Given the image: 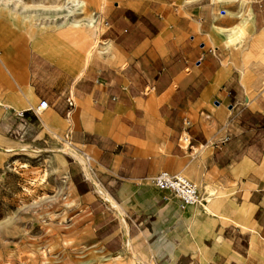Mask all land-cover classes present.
I'll return each mask as SVG.
<instances>
[{
	"label": "crops",
	"instance_id": "obj_1",
	"mask_svg": "<svg viewBox=\"0 0 264 264\" xmlns=\"http://www.w3.org/2000/svg\"><path fill=\"white\" fill-rule=\"evenodd\" d=\"M87 1L71 39L0 7V144L69 146L92 262L131 241L148 264H264V0ZM163 171L202 205L159 190Z\"/></svg>",
	"mask_w": 264,
	"mask_h": 264
},
{
	"label": "rangeland",
	"instance_id": "obj_2",
	"mask_svg": "<svg viewBox=\"0 0 264 264\" xmlns=\"http://www.w3.org/2000/svg\"><path fill=\"white\" fill-rule=\"evenodd\" d=\"M24 1L34 5L66 0ZM83 1L84 10L76 15L80 25H62V19L37 9L20 10L16 16L33 29L64 30L69 39L79 32L86 37L85 21L95 16L89 2ZM136 1L140 0L125 4ZM217 2L229 10H246L250 0ZM68 148L65 143L0 144V264H148L149 258L132 247L111 260L100 255L96 263L91 261L87 218L68 176L71 164L64 152Z\"/></svg>",
	"mask_w": 264,
	"mask_h": 264
},
{
	"label": "built area",
	"instance_id": "obj_3",
	"mask_svg": "<svg viewBox=\"0 0 264 264\" xmlns=\"http://www.w3.org/2000/svg\"><path fill=\"white\" fill-rule=\"evenodd\" d=\"M69 104L71 107L74 106L73 101H69ZM0 106L7 108L1 102ZM48 107V102L43 100L34 113L36 115L42 114ZM19 116H24V112H21ZM185 124L190 125L189 122H185ZM182 141L188 144L189 139L187 136H183ZM87 161L90 162V159L87 158ZM152 183L162 192L177 198L183 208L202 205L204 202L199 186L184 175L163 171L152 180Z\"/></svg>",
	"mask_w": 264,
	"mask_h": 264
},
{
	"label": "bare ground",
	"instance_id": "obj_4",
	"mask_svg": "<svg viewBox=\"0 0 264 264\" xmlns=\"http://www.w3.org/2000/svg\"><path fill=\"white\" fill-rule=\"evenodd\" d=\"M0 3H3L6 6H14L16 9L20 8V10L24 12L33 9L42 10L44 12H50V14H53L54 18H60L64 21L62 22V25L68 23L80 25L82 21L78 20L76 18V15L79 14V10L83 9V7L85 6V1L83 0H66L62 4H46L43 1H38L36 3L33 2L34 5H28L24 0H0ZM85 22L86 26L88 27H93L95 25L94 18H87ZM64 152L67 154H71L70 148L64 150ZM127 247H132L131 241L127 244Z\"/></svg>",
	"mask_w": 264,
	"mask_h": 264
}]
</instances>
